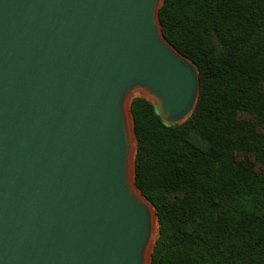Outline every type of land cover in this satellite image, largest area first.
<instances>
[{"label": "water", "instance_id": "obj_1", "mask_svg": "<svg viewBox=\"0 0 264 264\" xmlns=\"http://www.w3.org/2000/svg\"><path fill=\"white\" fill-rule=\"evenodd\" d=\"M163 2L0 0V264H143L157 216L136 139L138 193L127 181L124 105L141 90L181 124L199 96Z\"/></svg>", "mask_w": 264, "mask_h": 264}, {"label": "trees", "instance_id": "obj_2", "mask_svg": "<svg viewBox=\"0 0 264 264\" xmlns=\"http://www.w3.org/2000/svg\"><path fill=\"white\" fill-rule=\"evenodd\" d=\"M158 15L199 96L181 124L130 104L134 184L159 224L151 264H264V0H164Z\"/></svg>", "mask_w": 264, "mask_h": 264}, {"label": "bare ground", "instance_id": "obj_3", "mask_svg": "<svg viewBox=\"0 0 264 264\" xmlns=\"http://www.w3.org/2000/svg\"><path fill=\"white\" fill-rule=\"evenodd\" d=\"M132 95H135L134 91L131 93V95L129 94L127 96V99H126V102L124 105V113H125V117H126V130H127L128 140H129L130 145H131V149L128 153L127 162H126V164H127V181H128V184L130 185V187L136 193H138L137 190L135 189L134 185H133V156H134V151H135V138H134L133 131H132V119H131V116L129 114V109H128V103H129V100L132 97ZM148 213H149L150 240L146 244V247L144 250L143 264H149V255H150L151 250H152L153 241H154L156 234H157V219L155 217V212H154L152 207H149Z\"/></svg>", "mask_w": 264, "mask_h": 264}, {"label": "rangeland", "instance_id": "obj_4", "mask_svg": "<svg viewBox=\"0 0 264 264\" xmlns=\"http://www.w3.org/2000/svg\"><path fill=\"white\" fill-rule=\"evenodd\" d=\"M135 95L137 96H144L146 98H148L152 103H154L155 105H157V102L154 98L150 97L148 94H146L145 92L141 91V90H134Z\"/></svg>", "mask_w": 264, "mask_h": 264}]
</instances>
